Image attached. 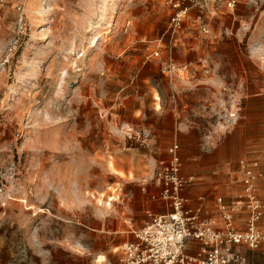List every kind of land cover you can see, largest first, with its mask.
<instances>
[{"label":"rangeland","instance_id":"obj_1","mask_svg":"<svg viewBox=\"0 0 264 264\" xmlns=\"http://www.w3.org/2000/svg\"><path fill=\"white\" fill-rule=\"evenodd\" d=\"M169 3L26 0L22 30L0 13V264H119L175 143L182 171L233 158L230 202L257 162L264 206V0L193 10L173 39Z\"/></svg>","mask_w":264,"mask_h":264},{"label":"built area","instance_id":"obj_2","mask_svg":"<svg viewBox=\"0 0 264 264\" xmlns=\"http://www.w3.org/2000/svg\"><path fill=\"white\" fill-rule=\"evenodd\" d=\"M26 0H0V12L12 8L18 14L19 30L25 26ZM239 0H170L171 16L167 33L173 39L180 34L193 10L218 11L221 7L234 9ZM202 32L208 34L205 26ZM160 53H154L159 57ZM175 65L171 66L175 70ZM230 118H234L231 116ZM169 159L159 167L156 184L160 187L158 198L166 203L169 212L163 215L150 213V222L134 232V240L122 249L119 264H249L247 258L234 250L244 247L250 251L264 247V231L261 223L264 206L259 197L262 173L257 162L240 161L243 167L242 196L237 202L226 203L218 199L224 230L213 228L202 216L200 208L188 206L183 197L191 180L182 175L183 162L180 146L173 144ZM156 199V197H154ZM244 216L239 222L236 218ZM194 241L202 246L196 255L186 251V243Z\"/></svg>","mask_w":264,"mask_h":264},{"label":"crops","instance_id":"obj_3","mask_svg":"<svg viewBox=\"0 0 264 264\" xmlns=\"http://www.w3.org/2000/svg\"><path fill=\"white\" fill-rule=\"evenodd\" d=\"M189 136L191 140L193 141L192 142L193 150L195 151L196 155L199 154L200 156H202L203 155L202 154L203 145L200 144L201 141L204 140V138L202 137V134L200 133V131H196V132H192L191 135ZM168 150H167L168 158L165 161L169 159ZM180 156H181V149H180ZM185 162H186V168L184 169V171H182V175L190 179L191 182L184 189L182 195L187 200L188 206L194 209L200 208L202 211V216L205 219L210 221L214 229L220 230V231L224 230L225 226H224V222L222 220L221 214H220L218 199L223 198L226 203H231L230 199L232 198V196H234L236 192V186L234 185L233 177L231 176L233 169L230 166L231 163H233V158L229 156L228 157L220 156V166L216 168V172L209 173V174L200 173V171L204 169L211 170V168L209 167L201 168L199 165L194 166L192 164L191 166H189L188 165L189 161L186 159H185ZM240 168H241L240 172L242 174L243 167L240 165ZM159 193H160V187L156 184V191L154 192V194H151L155 202L150 204L149 206L141 207L142 211L147 209V212L153 213L155 215L167 214L170 211L168 205L162 202L158 198ZM154 197H156V199H154ZM127 212H128V215H126V217H128V219L125 217V210L123 209L121 210V215L119 213L116 216V221L120 228L119 232L121 233H125V231H128L129 226H131L132 228L134 226L136 228L139 227V223L133 221V218L135 214L137 213V209L135 210L132 207L131 210H128ZM238 219H240L238 221L241 222V220L242 221L244 220V216H241V218H238ZM261 229L264 231L262 225H261ZM124 245L123 243L120 244V246H124ZM261 248H264V247H261ZM201 250H202V246L201 244L197 242L188 241L186 243V251L190 255H196ZM234 250L239 253H242L247 258L249 264H254L253 262L250 261L249 257H247V254H246V252L250 250L244 247H235ZM259 250H256V251H259ZM256 251H250V252H256Z\"/></svg>","mask_w":264,"mask_h":264}]
</instances>
